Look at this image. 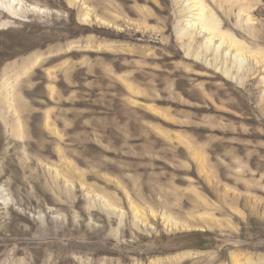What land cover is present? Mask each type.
<instances>
[{
	"label": "rangeland",
	"instance_id": "374dc122",
	"mask_svg": "<svg viewBox=\"0 0 264 264\" xmlns=\"http://www.w3.org/2000/svg\"><path fill=\"white\" fill-rule=\"evenodd\" d=\"M0 0V264H264V0Z\"/></svg>",
	"mask_w": 264,
	"mask_h": 264
},
{
	"label": "bare ground",
	"instance_id": "6f19581e",
	"mask_svg": "<svg viewBox=\"0 0 264 264\" xmlns=\"http://www.w3.org/2000/svg\"><path fill=\"white\" fill-rule=\"evenodd\" d=\"M195 1V6L193 8H197V11H199V19H200V22H201V26H202V31H208L211 33V31H215V33H217V25L216 23H212L211 22V18L210 17H206L205 16V8L202 4H199L197 3L196 0H193Z\"/></svg>",
	"mask_w": 264,
	"mask_h": 264
}]
</instances>
